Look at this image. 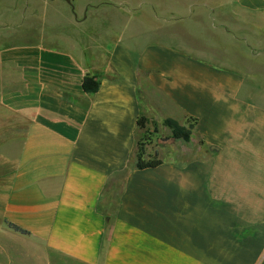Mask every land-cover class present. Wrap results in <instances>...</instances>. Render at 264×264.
<instances>
[{
    "label": "crops",
    "instance_id": "0c3cea01",
    "mask_svg": "<svg viewBox=\"0 0 264 264\" xmlns=\"http://www.w3.org/2000/svg\"><path fill=\"white\" fill-rule=\"evenodd\" d=\"M70 1L0 0V264H264V0ZM142 115L203 153L138 169Z\"/></svg>",
    "mask_w": 264,
    "mask_h": 264
},
{
    "label": "rangeland",
    "instance_id": "374dc122",
    "mask_svg": "<svg viewBox=\"0 0 264 264\" xmlns=\"http://www.w3.org/2000/svg\"><path fill=\"white\" fill-rule=\"evenodd\" d=\"M25 38L13 36V33L10 36H0V49L5 47H11V45L19 44L24 41ZM209 56H217L218 60L222 64H230V58L233 54L231 53H219V54H207ZM252 55L257 56L258 54L253 53H234V66H238L239 70L246 72L248 71L247 67L250 65ZM252 68L250 71L256 72L260 76H264V69L261 67H255L252 63ZM185 125H182L186 130L191 131L192 137L190 142H184L183 140L174 139L172 136V131L165 126L166 128L161 130L157 126V122L154 124H150V126L146 125V128L141 130L139 135V140L141 143H144L146 146V151L151 154L154 158L158 153L162 151L159 149L160 146L165 148V154H168V157L175 156L177 158H182L184 160H189L191 158L200 156L203 153V149L205 148L203 144L200 143V139L192 129V122L188 120ZM164 153L161 154L163 157ZM166 156V155H164ZM102 210L107 214L111 213L112 207L108 205H102ZM57 260H60V264H77L69 259L61 258L56 256ZM57 262V264H58ZM21 264H31L29 261H20ZM47 263V262H46ZM42 264V263H40ZM48 264V263H47Z\"/></svg>",
    "mask_w": 264,
    "mask_h": 264
},
{
    "label": "trees",
    "instance_id": "16d2710c",
    "mask_svg": "<svg viewBox=\"0 0 264 264\" xmlns=\"http://www.w3.org/2000/svg\"><path fill=\"white\" fill-rule=\"evenodd\" d=\"M100 88V81L97 79L96 76L87 75L83 80V89L88 94L96 93ZM188 120L192 121L191 118ZM147 118L145 116H141L138 120V125L141 130L146 128ZM164 125L167 126L172 131V136L174 139L183 140L184 142H190L192 133L189 130H186L181 124L166 119L164 121ZM193 129V125H192ZM194 130V129H193ZM201 144H204L203 141L200 140ZM136 167L140 170L149 169V168H156L158 167L162 161L154 158L151 154L146 151V146L144 143H141L140 140L137 142L136 148ZM10 227L13 228L15 231H18L22 234H28L26 230L19 228L13 224H10Z\"/></svg>",
    "mask_w": 264,
    "mask_h": 264
},
{
    "label": "water",
    "instance_id": "95a60500",
    "mask_svg": "<svg viewBox=\"0 0 264 264\" xmlns=\"http://www.w3.org/2000/svg\"><path fill=\"white\" fill-rule=\"evenodd\" d=\"M68 3H71V1L70 0H66Z\"/></svg>",
    "mask_w": 264,
    "mask_h": 264
}]
</instances>
